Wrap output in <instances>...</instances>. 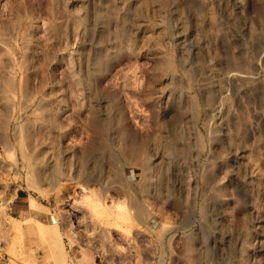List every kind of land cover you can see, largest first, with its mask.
I'll return each instance as SVG.
<instances>
[{
  "label": "rangeland",
  "instance_id": "374dc122",
  "mask_svg": "<svg viewBox=\"0 0 264 264\" xmlns=\"http://www.w3.org/2000/svg\"><path fill=\"white\" fill-rule=\"evenodd\" d=\"M93 259L264 264V0H0V264Z\"/></svg>",
  "mask_w": 264,
  "mask_h": 264
},
{
  "label": "built area",
  "instance_id": "2783aa9c",
  "mask_svg": "<svg viewBox=\"0 0 264 264\" xmlns=\"http://www.w3.org/2000/svg\"><path fill=\"white\" fill-rule=\"evenodd\" d=\"M94 264H116V263H105L98 260L97 262L95 261Z\"/></svg>",
  "mask_w": 264,
  "mask_h": 264
},
{
  "label": "bare ground",
  "instance_id": "6f19581e",
  "mask_svg": "<svg viewBox=\"0 0 264 264\" xmlns=\"http://www.w3.org/2000/svg\"><path fill=\"white\" fill-rule=\"evenodd\" d=\"M31 205L34 206V205H35V202L32 201V202H31ZM137 213H138V215H141V214H142V212L140 211V209L137 210ZM141 216H142V215H141Z\"/></svg>",
  "mask_w": 264,
  "mask_h": 264
},
{
  "label": "crops",
  "instance_id": "0c3cea01",
  "mask_svg": "<svg viewBox=\"0 0 264 264\" xmlns=\"http://www.w3.org/2000/svg\"><path fill=\"white\" fill-rule=\"evenodd\" d=\"M76 252H80V251H76ZM94 262H95V259H93V264H94Z\"/></svg>",
  "mask_w": 264,
  "mask_h": 264
}]
</instances>
